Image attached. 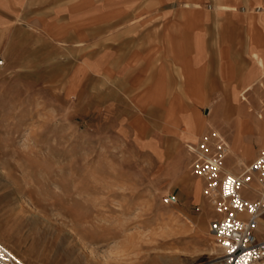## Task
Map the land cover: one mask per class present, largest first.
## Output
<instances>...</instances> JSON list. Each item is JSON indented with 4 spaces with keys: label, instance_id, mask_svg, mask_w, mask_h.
Masks as SVG:
<instances>
[{
    "label": "rangeland",
    "instance_id": "rangeland-1",
    "mask_svg": "<svg viewBox=\"0 0 264 264\" xmlns=\"http://www.w3.org/2000/svg\"><path fill=\"white\" fill-rule=\"evenodd\" d=\"M75 1L79 21L88 15L95 23L121 12V3L155 4L30 0L36 12L30 21L17 16L0 30V241L27 264H175L178 258L214 263L221 255L209 231L214 201L204 180L192 174L191 149L214 129L199 135L200 128L193 127L199 117L187 110L179 79L169 95L172 108L140 111L127 91L137 79L119 77L116 58L109 71V62L102 61L103 44H118L116 35L102 39L114 32L111 26L95 31L92 45L79 27L80 39L70 45L52 37L53 25L44 33L32 23L48 21L57 8L69 14ZM112 46L106 52H114ZM145 88L148 82L138 89ZM228 159L225 170L232 172ZM170 196L177 201L169 203ZM165 209L177 220H192L195 228L180 235L189 238L166 237L175 224L162 215ZM38 227L72 232L82 243L43 248ZM259 227L264 237V223Z\"/></svg>",
    "mask_w": 264,
    "mask_h": 264
},
{
    "label": "crops",
    "instance_id": "crops-1",
    "mask_svg": "<svg viewBox=\"0 0 264 264\" xmlns=\"http://www.w3.org/2000/svg\"><path fill=\"white\" fill-rule=\"evenodd\" d=\"M74 4H69V14L57 8L46 17L48 21L37 18L32 23L44 33L53 25L52 37L70 40V45L80 39L79 27L85 31L87 45H92L95 31L111 26L114 32L103 34L102 39L116 35L118 44H103L102 61L109 62V71L116 58L119 77L137 79L127 91L140 111L160 105L164 110L172 108L169 95L179 79L187 110L199 117V125H193L200 128L198 134L212 127L225 138L228 169L237 173L239 166L260 153L264 147V0H155L150 8L121 3L123 11L102 16L96 23L88 15L79 21ZM31 7L30 0H0V30L17 16L30 21V15L36 14ZM110 46L116 50L106 52ZM147 82L149 88L140 91L139 86Z\"/></svg>",
    "mask_w": 264,
    "mask_h": 264
},
{
    "label": "built area",
    "instance_id": "built-area-1",
    "mask_svg": "<svg viewBox=\"0 0 264 264\" xmlns=\"http://www.w3.org/2000/svg\"><path fill=\"white\" fill-rule=\"evenodd\" d=\"M2 62H0L1 64ZM192 174L205 182L206 195L214 201L216 217L209 231L221 250L212 264H264V237L259 223L264 217V148L240 173L225 170L228 145L216 133L204 136L191 148ZM259 186L261 196L249 186ZM169 203L176 202L170 196ZM0 264H27L0 241Z\"/></svg>",
    "mask_w": 264,
    "mask_h": 264
},
{
    "label": "bare ground",
    "instance_id": "bare-ground-1",
    "mask_svg": "<svg viewBox=\"0 0 264 264\" xmlns=\"http://www.w3.org/2000/svg\"><path fill=\"white\" fill-rule=\"evenodd\" d=\"M243 99H246V97L245 96H243ZM243 101V100H242ZM261 116V115H260ZM208 120V119H207ZM212 120V119H211ZM198 120H194V122H193V124H195V125H199L198 123ZM207 122V121H206ZM208 122H209V120H208ZM212 122V121H211ZM209 124V123H208ZM211 124V123H210ZM192 125V124H191ZM187 127V126H186ZM187 131V130H186ZM197 134V133H196ZM219 135V134H218ZM223 138V137H222ZM253 151V150H252ZM228 172H230V171H228ZM196 184H198L199 182H195ZM193 184V183H192ZM196 186V185H195ZM200 186V185H199ZM249 188H250V190H253L255 193H256V198H257V196H258V199H259V197L261 196V191H260V189H259V186L257 187V185L256 184H252V185H250L249 186ZM196 189V188H195ZM255 196V195H254ZM205 200V199H204ZM206 203H207V201H206ZM208 206V205H207ZM207 211V210H206ZM210 213V212H209ZM162 215L164 216V217H170V218H173L174 219V221H173V224H175V225H173L172 226V231L171 232H169V233H166V237H174L172 240H174V241H183V240H185V239H187V238H189V237H186V238H184V237H180V235L181 234H185V233H187L188 231H192L194 228H195V224L192 222V220H190L189 218H187L186 220H181L180 218H179V220H177L178 219V216H176V215H174V213L170 210V209H165V210H163L162 211ZM261 221V223H264V219H261L260 220ZM48 223H49V221H48ZM259 225H260V223H259ZM52 227L53 229H58L57 228V226H54V224H49L48 225V227ZM101 227L103 228L104 227V225L102 226L101 225ZM106 227V226H105ZM104 227V228H105ZM39 228V231H38V235H37V239H38V243H39V246L41 245L43 248H46V247H56V248H58V249H61V248H63L64 246H66V247H68L69 245H72V244H81L82 243V241L79 239H77L76 238V236L74 235V233H72V232H64V231H57V233H55V232H53L54 230H52V233H50V232H47V231H42V228L41 227H38ZM51 228V229H52ZM169 228V227H168ZM167 228V229H168ZM171 228V227H170ZM170 228H169V230H170ZM50 229V230H51ZM45 230H47L46 228H45ZM102 230V229H101ZM106 230V229H105ZM259 230H260V227H259ZM109 231V230H108ZM113 230H110L109 231V233H113L112 232ZM119 232H121L120 230H119ZM211 234V233H210ZM101 235H104V236H108V234L107 233H101ZM99 236H100V234H99ZM99 236H96V235H94L93 236V238L95 237V238H98V240H101V238H104L103 236L102 237H99ZM116 235H111L110 237L111 238H114ZM110 237H108L109 239H110ZM126 237V236H125ZM126 238H128V237H126ZM125 238V239H126ZM127 240V239H126ZM133 240V239H132ZM77 241H79V242H77ZM135 242V241H134ZM134 242H133V244H134ZM65 247V248H66ZM211 252H212V250H211ZM213 253V252H212ZM170 257V256H169ZM175 260V259H174ZM189 261V260H188ZM175 264H186V260H182V259H180V258H178L177 260H176V262H175Z\"/></svg>",
    "mask_w": 264,
    "mask_h": 264
}]
</instances>
